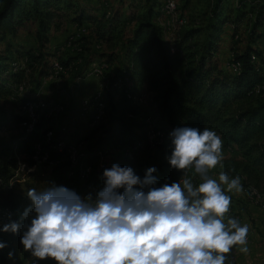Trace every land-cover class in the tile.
<instances>
[{
  "label": "trees",
  "instance_id": "obj_1",
  "mask_svg": "<svg viewBox=\"0 0 264 264\" xmlns=\"http://www.w3.org/2000/svg\"><path fill=\"white\" fill-rule=\"evenodd\" d=\"M106 1L102 0L107 7ZM162 1L127 0L128 14L122 20L117 12L111 14L107 11L99 17L86 13L76 0H0V99H9L20 110L23 104L36 99L34 95L39 94L44 80L51 77L54 62L67 72L65 75L76 80L96 61L93 60L94 55L100 50L92 48L94 42L101 43L98 45L101 49L105 44L111 47L117 41L121 51L117 55L106 56L105 64L109 65V70L107 68L108 71L100 78L106 83L103 91L105 115L111 109V112L127 118L132 114L134 117L131 119H136L139 115L135 109L137 104H133L131 98L144 88L150 108L162 125L171 130L180 126L208 128L221 137L223 167L217 165L211 170V178L218 177L222 171L233 178L239 176L246 193L252 189L263 198L264 57L254 44L264 39V0H172L176 5L175 14L182 24L175 21L171 31L162 23ZM64 12L73 14L71 23L77 28L85 27L88 32L79 39L81 44L77 52L80 53L73 54L67 50L63 58L57 50H51L49 44L50 35L57 31V22ZM108 12L110 15L107 17ZM129 24L134 27L123 37L120 28ZM29 25L36 26L35 49H24L9 41ZM227 26L233 30L231 42L238 37L241 26L248 30L250 38V45L244 51L237 53L232 47L230 58L233 61L230 65L239 67L234 74L225 70L219 59ZM89 27L95 40H91ZM119 55H122V62L111 74V66ZM100 56L104 57L103 54ZM23 59V67L15 65ZM65 75H58V78ZM19 85L21 92L27 90L28 94L18 93ZM112 95L121 100L119 106H116ZM119 115L112 120L113 134L120 132L122 135L120 141L117 140L122 152L118 165L133 169L141 179L147 169L154 167L157 187L182 181V173L172 169L167 159L171 154L169 139L159 146L157 160L151 164L145 118L126 125ZM23 123L21 116L12 111L0 121V129L9 132L6 140L0 139V209L11 213L13 221L18 219V213L23 209L14 193L7 188L8 181L15 177L16 157L23 153L22 145L33 144L35 140L34 133L29 132ZM98 151L87 152L90 162L96 161ZM125 151H129L130 157L125 156ZM28 154L30 156L31 153ZM50 157H55L54 151L50 152ZM28 164L33 166L30 160ZM66 168V162L51 168L58 186L64 185L62 177L67 172ZM187 172L194 186L198 187L202 181L195 174L194 167ZM97 180V186L102 189L104 185L100 176ZM7 234L0 240L7 245L0 249V264L10 260H19L18 264H33L30 253L25 252L20 243L21 233ZM9 252L13 253L12 259H9ZM36 264L55 262L45 260L36 261Z\"/></svg>",
  "mask_w": 264,
  "mask_h": 264
},
{
  "label": "clouds",
  "instance_id": "obj_2",
  "mask_svg": "<svg viewBox=\"0 0 264 264\" xmlns=\"http://www.w3.org/2000/svg\"><path fill=\"white\" fill-rule=\"evenodd\" d=\"M168 139L167 159L182 181L157 187L154 167L141 179L113 164L95 198L64 187L29 189L31 206L0 231L20 232L33 264H226L235 246L247 254L248 225L235 218L225 222L231 207L226 191L242 192L241 179L224 171L218 181L209 175L223 167L221 137L208 128L180 126ZM193 167L202 181L198 187L188 177ZM6 246L0 243V249Z\"/></svg>",
  "mask_w": 264,
  "mask_h": 264
},
{
  "label": "rangeland",
  "instance_id": "obj_3",
  "mask_svg": "<svg viewBox=\"0 0 264 264\" xmlns=\"http://www.w3.org/2000/svg\"><path fill=\"white\" fill-rule=\"evenodd\" d=\"M166 1L168 0H164L160 3L161 11L162 4ZM106 2L107 7L106 5L104 6V2H102V0H76L79 8L83 9L86 13L95 15L97 17L109 11L111 12V14L117 12L122 20L126 18L128 14L127 0H107ZM170 2L175 5V2ZM109 12L107 13V17L110 15ZM64 13L65 14L62 16V18L57 22V31L50 35L51 40L49 44V48L51 50H57L58 54L62 55L63 58L65 54H67V49L65 46L66 39L75 31V26L70 21L74 17V15L69 12ZM165 20L166 22H169L171 21V19L169 16L164 14V20L162 21L164 27H166L167 25ZM174 20H178L177 15L174 16ZM133 27V24L122 26V28H120L122 31L121 35L123 37L127 36L132 31ZM81 28H83L85 33L88 32L85 27ZM35 30V25H29L27 26V28L20 30L15 38H9V41L16 45H20V47L24 49H35L37 47V41L34 35ZM89 31L91 40H95V38L93 37L94 33L92 32L90 27ZM232 32L233 30L230 26H227L225 28V33L223 35V40L220 46L219 59L224 65L225 70H227L228 61L229 73L231 72L232 74H234L237 71L234 72V69L229 66L233 61V59L230 58L232 57L233 52L232 47H234V52L236 51L237 53H240L244 51L246 46L250 45V38L248 30L244 26H241L237 32L238 37L236 39L234 38L231 42ZM1 47L2 44L0 43V49ZM254 47L258 48L262 52L264 57V39H259L254 44ZM111 48H113V50H111ZM99 50L100 52H98L96 56L94 55L93 58V60L96 61L92 62L90 65H99L105 63V60L107 59L106 56L117 55V53H120L121 45L116 41L111 44V47L105 44V46L100 49L98 46V51ZM100 54H103L104 57H101ZM86 57H89V55H87ZM116 61L114 65L116 64ZM117 63H119V61H117ZM24 64L25 60L23 59L21 62L15 65L23 67ZM262 67L264 73V65H262ZM66 73L67 72L63 71L62 74L65 75ZM102 76L103 75H101L100 77L98 76L99 78L93 76V79L89 80H74L68 74L65 75L64 78H59L57 80H50L51 78L48 77L44 80L39 94L34 95L36 99L23 104L20 110H18L17 107L13 106L9 99H0V121L7 115V113L12 111L17 115H20L23 122L24 117L28 116L29 110H31L32 116H42L41 121L39 122V132L47 133V138H45V135L37 134L36 128H31V133H34L35 136V140L33 143H38L37 153L30 152L31 146L33 145L32 143L22 145L23 153L19 154L18 157H16V168L14 170V173L16 171L15 177L12 180L8 181L7 188L14 193L23 210L31 206L32 203L27 196V192L29 189H36L39 191L44 187H64L70 191L75 192L81 198L87 197L90 193L93 195V198H95V194L101 190L97 186L98 177L100 176V178H102L105 169H109L113 164H118L120 162L122 152L119 148L120 146L117 140L119 139L120 141L122 135H120V132L114 135L112 129L114 127V123L112 122V120L113 118L118 117L117 115L119 114L111 112L112 110L108 109L105 115V108L99 109L93 108V106H86V112H83L82 100L92 97L96 94L103 96V91L106 88V83H103L101 81L100 78ZM18 93L28 94L27 90H25L24 93L19 90ZM112 97L116 102V106H119L121 101L119 97H117L116 95H112ZM131 100L133 104H137L135 109L139 114L138 117H136V119H131L125 116H119L121 122L126 125H129L132 121L138 122L140 121V119L145 118L143 121L148 129L147 136L149 133L154 135L153 139L148 141L151 147L149 162L152 164L157 160L159 154V146L163 145L167 141L168 134L172 130L168 126L162 125L159 122L158 118L150 108V100L144 90H140L139 92H137V96L134 95ZM34 105H36V107H34ZM99 115L101 116L100 118ZM148 116L149 120L147 119ZM26 128L28 129V127ZM1 130L2 129H0V139L6 140L9 132L5 129H3V131ZM65 133V136L60 135ZM66 142L81 143V150L76 154V158L74 159V161L77 162L76 167L74 168V170L69 167L66 168L67 172L64 173L62 177L64 185L58 186L57 181H55V178H53L52 176V169L50 167L39 165L35 170H33V166H30V164H28V160L33 163L31 157L34 154L33 156H36L38 161H46V157L51 158L50 152H55L54 146H59L58 148L60 149H58V154L64 155V162L71 163L73 144ZM93 149H99V151L97 152L96 161L92 163L89 161L87 152ZM62 151H64L65 153H63ZM29 152L31 153L30 156L28 154ZM7 154L10 155L11 153L7 152ZM124 154H126V151ZM100 159L101 161H99ZM101 163L104 165V168L102 169L100 168ZM29 170L33 171L29 172ZM86 174L87 178H83V176H86ZM213 179H217L218 181V177L214 176ZM222 188H224L226 191V186L222 185ZM249 190L247 191V193L245 190L240 193H228L226 191V194L231 197L230 209H238L236 205L242 204V195L245 199L244 194H246L251 199H256V204H264V200L261 199L258 195V199L256 198V196L254 198L250 197L248 194ZM6 212L8 211L0 209V228H2L3 226L1 221L8 222L12 217L10 213L9 215L6 214L4 218V213ZM233 217L237 219L238 216ZM7 236V233H3L2 231H0V240ZM18 261L19 260H10L6 264H18Z\"/></svg>",
  "mask_w": 264,
  "mask_h": 264
},
{
  "label": "built area",
  "instance_id": "obj_4",
  "mask_svg": "<svg viewBox=\"0 0 264 264\" xmlns=\"http://www.w3.org/2000/svg\"><path fill=\"white\" fill-rule=\"evenodd\" d=\"M167 23V22H166ZM75 26V25H74ZM167 29H168V24H167ZM87 33H84L83 28H77L75 26V31L71 35H69L66 39V49L70 51L71 53L75 54L77 53V46L80 45L81 43L79 42V39L82 37H85ZM98 45H101V43H96L94 42L92 45V48L96 49L98 51ZM64 69L57 67L56 62H54V70L51 74V79L50 80H57L58 75H62ZM227 71H229L228 68V61H227ZM107 72V66H97V65H90L88 66L82 73L81 78L76 79V80H89L93 79L94 74H104ZM47 81V80H46ZM17 90H22L21 85L18 86ZM83 102V112H85V106H93V108H99V109H104V101H103V96L102 95H94L89 98H85L82 100ZM36 107V105H34ZM49 112V111H45ZM129 118H133V115H127ZM42 116H32L31 115V110H29V115L24 117V126L30 127V128H37V134H43L45 135V138H47V133H42L39 132V122L41 121ZM149 120V116H148ZM3 131V129L1 130ZM67 133V132H66ZM65 134H60L65 136ZM153 138V135L149 137V140ZM66 143H72L73 144V153H72V162L71 163H66L67 167H70L72 170H74V159L76 158V154L81 150V143L78 142H66ZM55 147V158H47L46 161H38V160H32L33 161V170L36 169L37 166L42 165V166H47V167H54L55 165H59L61 163H64V155L58 154V147L59 146H54ZM38 150V143L33 144L31 151L30 152H36ZM102 159V158H101ZM101 159L99 161H101ZM100 168H104V165L101 163ZM33 170H29V172H32ZM83 178H87L86 176H83ZM245 199L250 202L251 204L259 205L256 204V199H251L249 198L246 194ZM232 216H238L237 212L235 210L230 209L229 213L227 214V219L232 218ZM2 223V222H1ZM5 224V223H2Z\"/></svg>",
  "mask_w": 264,
  "mask_h": 264
},
{
  "label": "crops",
  "instance_id": "obj_5",
  "mask_svg": "<svg viewBox=\"0 0 264 264\" xmlns=\"http://www.w3.org/2000/svg\"><path fill=\"white\" fill-rule=\"evenodd\" d=\"M117 61L122 62V55L118 56ZM117 61L115 65L111 66V74H114L119 66ZM140 90L145 91L144 88ZM261 199L264 200V197ZM242 201V204L236 205L238 209L235 211L241 226L247 224L249 227L247 235L249 252L244 254L239 250V246H235L228 254L226 264H264V204H251L243 198V195Z\"/></svg>",
  "mask_w": 264,
  "mask_h": 264
},
{
  "label": "bare ground",
  "instance_id": "obj_6",
  "mask_svg": "<svg viewBox=\"0 0 264 264\" xmlns=\"http://www.w3.org/2000/svg\"><path fill=\"white\" fill-rule=\"evenodd\" d=\"M170 1H172V0H170ZM169 0L168 1H166V2H163V4H162V13H164V14H166L167 16H169L170 17V19H171V21H169V22H167L166 24H168V31H171L170 29L173 27V23L175 22V21H178V20H174V16L176 15L175 13H176V5H174L172 2H170ZM174 2V1H173ZM161 8V7H160ZM163 15V14H162ZM164 17V16H163ZM166 19H168V18H166ZM165 22H166V20H165ZM171 22V23H170ZM178 23L179 24H182V21H178ZM166 28H167V25H166ZM85 33V32H84ZM77 48H78V46H77ZM78 50V49H77ZM107 64V63H106ZM105 63H103V64H99V65H97V66H107ZM230 67L232 68V69H234V72L235 71H238L239 70V67L237 66V65H230ZM107 68H109L108 66H107ZM102 74H94V76H96V77H100ZM98 77V78H99ZM51 78V77H50ZM20 91H23V90H20ZM28 92V91H27ZM99 95V94H98ZM33 105V104H32ZM105 106V105H104ZM60 108V107H59ZM105 108V107H104ZM55 110V109H54ZM58 110V109H57ZM34 111V110H33ZM54 112V111H53ZM85 112H86V106H85ZM100 112V111H99ZM97 113V112H96ZM96 113H95V115H96ZM29 115V114H28ZM94 115V116H95ZM102 115V114H101ZM98 117V116H97ZM101 116L99 115V118H100ZM95 118V117H94ZM148 119V118H147ZM24 124V123H23ZM37 129V128H36ZM28 131L29 132H31V128H29L28 127ZM159 134V133H158ZM152 134L151 133H149L148 134V141H150L149 140V137L151 136ZM153 137H154V135H153ZM153 139V138H152ZM151 139V140H152ZM33 144H36V143H33ZM55 148V147H54ZM66 148V147H65ZM58 149H60V148H58ZM71 149V148H70ZM80 152V151H79ZM36 153V152H35ZM67 153V152H66ZM72 153H73V151H72ZM70 155V154H69ZM126 156H128V157H130V153H129V151H126V154H125ZM79 157V156H78ZM69 158V157H68ZM32 160H37V157L36 156H33V158H32ZM72 160V159H71ZM70 160V161H71ZM72 162V161H71ZM76 165H77V162L76 161H74V168L76 167ZM70 168V167H69ZM248 194H249V196L250 197H252V198H254L255 196H256V198L258 199V196H257V194L255 193V191H253V190H249V192H248ZM6 214H10V213H4V218H5V216H6ZM2 215V214H1ZM232 218H234L233 216H232ZM236 219V218H235ZM2 222V221H1ZM2 223H8V222H2Z\"/></svg>",
  "mask_w": 264,
  "mask_h": 264
}]
</instances>
